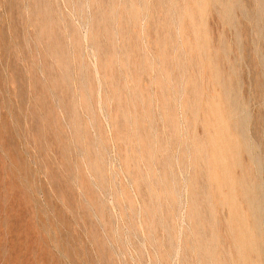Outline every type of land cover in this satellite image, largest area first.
<instances>
[{
	"label": "rangeland",
	"instance_id": "rangeland-1",
	"mask_svg": "<svg viewBox=\"0 0 264 264\" xmlns=\"http://www.w3.org/2000/svg\"><path fill=\"white\" fill-rule=\"evenodd\" d=\"M0 264H264V0H0Z\"/></svg>",
	"mask_w": 264,
	"mask_h": 264
}]
</instances>
